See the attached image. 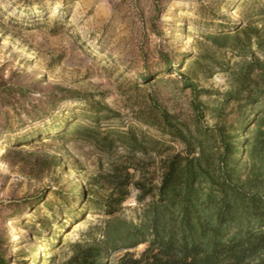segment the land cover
I'll return each mask as SVG.
<instances>
[{
	"label": "rangeland",
	"instance_id": "obj_1",
	"mask_svg": "<svg viewBox=\"0 0 264 264\" xmlns=\"http://www.w3.org/2000/svg\"><path fill=\"white\" fill-rule=\"evenodd\" d=\"M241 81L255 106L225 102ZM263 106L264 0H0V261L60 264L100 239L124 167L114 217L141 223L177 130Z\"/></svg>",
	"mask_w": 264,
	"mask_h": 264
},
{
	"label": "trees",
	"instance_id": "obj_2",
	"mask_svg": "<svg viewBox=\"0 0 264 264\" xmlns=\"http://www.w3.org/2000/svg\"><path fill=\"white\" fill-rule=\"evenodd\" d=\"M245 84L227 93L225 102L255 106ZM215 112L211 127H197L193 135L177 130L184 150L162 161L141 223L114 217L131 184L130 167H124L102 204L110 218L100 239L72 244L60 264H110L119 251L125 252L115 264H264V106L252 119L241 110L235 122ZM142 244L140 255L130 252Z\"/></svg>",
	"mask_w": 264,
	"mask_h": 264
}]
</instances>
